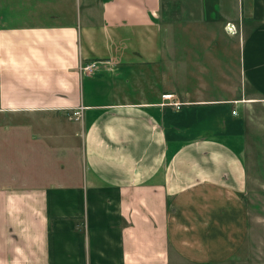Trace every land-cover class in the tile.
Masks as SVG:
<instances>
[{
	"label": "crops",
	"instance_id": "crops-1",
	"mask_svg": "<svg viewBox=\"0 0 264 264\" xmlns=\"http://www.w3.org/2000/svg\"><path fill=\"white\" fill-rule=\"evenodd\" d=\"M257 104L264 0H0V264H233Z\"/></svg>",
	"mask_w": 264,
	"mask_h": 264
},
{
	"label": "rangeland",
	"instance_id": "rangeland-1",
	"mask_svg": "<svg viewBox=\"0 0 264 264\" xmlns=\"http://www.w3.org/2000/svg\"><path fill=\"white\" fill-rule=\"evenodd\" d=\"M244 114L249 129L246 160L250 176L245 197L252 226L246 248L232 263L264 264V104L247 107Z\"/></svg>",
	"mask_w": 264,
	"mask_h": 264
},
{
	"label": "built area",
	"instance_id": "built-area-1",
	"mask_svg": "<svg viewBox=\"0 0 264 264\" xmlns=\"http://www.w3.org/2000/svg\"><path fill=\"white\" fill-rule=\"evenodd\" d=\"M227 28H228L229 32H231L232 34L237 33L235 25L228 24ZM107 66H109L108 68H110V69L113 68V67H111V64L109 62H103V61H94L91 63L81 62V64L79 65V73L82 77H89V76L93 75L97 70L101 69L102 67H107ZM162 98L165 102H169V103H165L163 105H167V106L170 105L172 107H175L178 110L181 109L180 103L173 102L175 95L167 94V95H163ZM84 112H85V108L79 107L73 112L72 117L75 119V121L83 122ZM233 114L236 115L237 111H234Z\"/></svg>",
	"mask_w": 264,
	"mask_h": 264
}]
</instances>
